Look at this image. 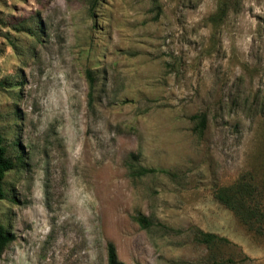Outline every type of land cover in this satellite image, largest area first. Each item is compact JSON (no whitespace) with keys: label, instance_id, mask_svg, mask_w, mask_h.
<instances>
[{"label":"rangeland","instance_id":"rangeland-1","mask_svg":"<svg viewBox=\"0 0 264 264\" xmlns=\"http://www.w3.org/2000/svg\"><path fill=\"white\" fill-rule=\"evenodd\" d=\"M0 128V264H264V0H0Z\"/></svg>","mask_w":264,"mask_h":264},{"label":"trees","instance_id":"trees-1","mask_svg":"<svg viewBox=\"0 0 264 264\" xmlns=\"http://www.w3.org/2000/svg\"><path fill=\"white\" fill-rule=\"evenodd\" d=\"M87 76L89 80V100L90 104L93 105L94 102V86H95V76L91 70H87ZM202 123L203 127L206 124V116H202ZM20 157V155H19ZM17 165L16 159L10 154L9 148L6 144V138L0 128V200L6 197V190H5V177L9 170L15 168ZM156 168H149V167H139L134 172L136 175H145L148 173L155 172ZM229 190H232L231 187H225L220 190L218 193V197L222 199L225 203H227L232 209L237 210L240 213L244 220H248L252 218V215L244 214L246 210L243 206H241L240 200H235L233 195L229 194ZM137 221L145 228L151 225L150 219L143 215L138 214L136 216ZM217 238V235L209 232H204L200 230V240L205 243H211L213 240ZM13 239L12 232L6 227V225L0 219V258L2 257L3 253L5 252L6 248L8 247L9 243ZM107 256H108V264H125L122 262L117 253L116 246L113 242L108 243L107 247Z\"/></svg>","mask_w":264,"mask_h":264}]
</instances>
